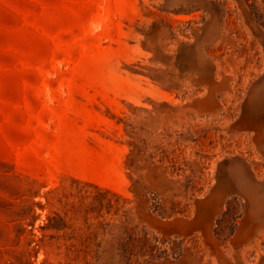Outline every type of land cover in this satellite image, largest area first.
Instances as JSON below:
<instances>
[{
	"label": "rangeland",
	"instance_id": "1",
	"mask_svg": "<svg viewBox=\"0 0 264 264\" xmlns=\"http://www.w3.org/2000/svg\"><path fill=\"white\" fill-rule=\"evenodd\" d=\"M0 264H264V0H0Z\"/></svg>",
	"mask_w": 264,
	"mask_h": 264
},
{
	"label": "bare ground",
	"instance_id": "2",
	"mask_svg": "<svg viewBox=\"0 0 264 264\" xmlns=\"http://www.w3.org/2000/svg\"><path fill=\"white\" fill-rule=\"evenodd\" d=\"M98 25H99V24H98V23H96V24H93V26H92V27L95 29V28H97V27H98Z\"/></svg>",
	"mask_w": 264,
	"mask_h": 264
}]
</instances>
